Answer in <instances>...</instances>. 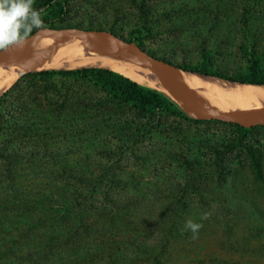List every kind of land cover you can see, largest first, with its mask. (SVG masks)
Wrapping results in <instances>:
<instances>
[{
  "label": "rangeland",
  "instance_id": "374dc122",
  "mask_svg": "<svg viewBox=\"0 0 264 264\" xmlns=\"http://www.w3.org/2000/svg\"><path fill=\"white\" fill-rule=\"evenodd\" d=\"M49 11L42 9V20ZM47 28L109 33L155 60L182 69L208 67L232 75L245 70L254 57L264 65V0H66L59 19L43 20L42 27L29 36ZM64 36L28 44L36 48L26 60L39 64L48 60L46 54L61 53ZM19 49L0 62V71L26 57L25 45ZM86 56L65 51L56 59L70 64ZM82 68L96 67L21 69L0 96L26 73ZM156 77L162 89L157 92L174 103L183 118L118 107L100 86L84 79L27 78L5 100V105L24 101L25 116H0V165L5 153L17 152L26 159L10 164L21 171L22 180L31 173L30 177L38 176L45 168L67 167L139 184L140 203L122 214L115 230L127 229L126 251L133 241L149 240L162 248L160 257L168 264H264V124L243 126L190 116L192 110L176 91L175 78L158 72ZM187 79L212 114L235 117L242 109L264 111V88H260L264 86L192 73ZM236 125L248 132L243 134ZM19 126L26 132L43 129L50 135L39 143L23 140V132L12 133ZM5 127L13 131L1 130ZM127 128L134 131L133 136L125 134ZM239 139L260 151L259 179ZM181 158L196 159L199 192L169 194L172 190H165L187 180L190 172L181 165ZM155 184L165 192H155ZM129 188L130 183L121 192ZM189 219L202 225L196 238L185 229Z\"/></svg>",
  "mask_w": 264,
  "mask_h": 264
},
{
  "label": "trees",
  "instance_id": "16d2710c",
  "mask_svg": "<svg viewBox=\"0 0 264 264\" xmlns=\"http://www.w3.org/2000/svg\"><path fill=\"white\" fill-rule=\"evenodd\" d=\"M33 7L38 10L50 8L43 19L48 22L51 16L60 18L66 0H36ZM184 69L227 82L264 86V65L256 57L251 58L245 70L232 75L212 71L208 67ZM55 76L76 77L92 82L107 92L111 103L121 108L183 118L177 106L161 93L103 68L26 73L0 96V104H3L0 116L3 113L25 116L28 107L24 101L5 105L6 98L22 81L29 77L49 80ZM214 122L222 123L218 120ZM236 127L243 134L248 132L247 129ZM1 130L13 131L11 127ZM49 130L52 132L55 129L52 127ZM43 131L28 129L26 132L19 126L17 132L14 130L12 133L23 132V140L39 143L50 135L48 133L47 136ZM133 132L130 128L125 130V134L130 136L134 135ZM238 145L243 147L253 175L259 179L262 166L260 151L249 149L241 139ZM2 159L5 164L0 165V264H168L160 257L162 248L153 241H133L131 249L126 251L127 243L123 242V238L129 237L127 229L115 232L116 225L121 224L122 214L140 203L136 193L139 184L129 182L128 192L123 193L121 191L129 184L124 179L108 177L103 173L94 176L87 170L67 167L45 168L38 176L30 177L31 173L29 178L22 180L21 171L10 163L26 157L17 152H7ZM194 160L180 159L181 165L190 173L184 183L165 186L166 191L172 190L169 194L201 190V183L194 176L198 166ZM128 178L131 180L133 177ZM155 188V192L160 189L165 192L159 185L155 184ZM145 190L150 194L155 193L152 188Z\"/></svg>",
  "mask_w": 264,
  "mask_h": 264
},
{
  "label": "bare ground",
  "instance_id": "6f19581e",
  "mask_svg": "<svg viewBox=\"0 0 264 264\" xmlns=\"http://www.w3.org/2000/svg\"><path fill=\"white\" fill-rule=\"evenodd\" d=\"M20 48H22V47H20ZM35 48H36V46H34V45L33 46L32 45H25L26 57L25 58L24 57L19 58V59L13 61L10 65H8L7 67H5L4 69H2L0 71V93L7 86V84L11 80V78L21 69L28 68L31 70H37V69L60 68V67L61 68L96 67V68L109 69L111 71L117 72V73L137 82L138 84H140L142 86L154 89L156 91L162 90L161 85L158 82L159 79L156 80L157 79V77H156L157 72H156V68L154 65L147 63V62L142 63V62H139V61L132 59L131 57H129L127 55V53H125L121 49L120 46H118L117 44H114L113 42L98 43L96 45L91 44V43H79L77 41L70 40V38L67 35H65L64 38L62 39V46H61V49L62 48H65V49L62 50L61 53L56 51V53L53 52V53L49 54L47 52L48 54H46V55L47 56L49 55V56H48V58L46 57V59H48V60H46L43 63H39V64L31 62L32 63L31 64L30 62H28L26 60V58L31 54V52L33 50H35ZM65 51H68L69 53H73V56H74V54H76V52H78L79 54H82V55L88 54V56L83 57L79 60L76 59V61H73V63L65 64L66 62L62 63L61 61L56 59L58 56L60 58V56L64 55ZM42 52H43V50H42ZM22 53H24V52H22ZM43 53H45V52H43ZM90 53L91 54L92 53H94V54L100 53V55L90 56L91 55ZM38 55L40 58H43L41 56V53H39ZM18 56H20V55L18 54ZM24 56H25V54H24ZM8 57L9 56L5 57L4 60L7 59ZM124 63L127 64L128 66L127 67L123 66ZM191 78H192V76H191ZM260 88H264V87H260ZM162 92H165V91H162ZM165 93H167V92H165Z\"/></svg>",
  "mask_w": 264,
  "mask_h": 264
},
{
  "label": "water",
  "instance_id": "95a60500",
  "mask_svg": "<svg viewBox=\"0 0 264 264\" xmlns=\"http://www.w3.org/2000/svg\"><path fill=\"white\" fill-rule=\"evenodd\" d=\"M60 35H67L72 41L79 42H92L93 44L104 43V42H114L121 49L127 53L129 57L139 62H147L155 66L156 72H159L164 75L173 76L175 78L177 86L176 91L182 95V97L187 101L189 107L192 110L193 115L196 118H202L207 120H218L225 123H234L239 125H249L251 123L264 124V111L263 110H249L242 109L237 112L235 117H221L215 114H212L209 106L199 100L196 96V93L193 87L189 84L187 79V74L193 72H188L185 69L175 67L173 65L155 60L153 57L145 54L141 50H136L124 39L117 37L109 33L94 32V31H85L80 29H43L39 30L36 33L32 34L27 38L23 45H28L40 40H52ZM22 45V46H23ZM22 46H12L7 50L0 51V62L7 56H10L16 50ZM123 66H128L123 64ZM130 69V68H129ZM201 75V74H200ZM208 77L206 75H202ZM219 79V78H218ZM222 80V79H220ZM225 81V80H224ZM233 83V82H231ZM239 84V83H236ZM245 85V84H240ZM191 113V114H192Z\"/></svg>",
  "mask_w": 264,
  "mask_h": 264
},
{
  "label": "clouds",
  "instance_id": "9594fccd",
  "mask_svg": "<svg viewBox=\"0 0 264 264\" xmlns=\"http://www.w3.org/2000/svg\"><path fill=\"white\" fill-rule=\"evenodd\" d=\"M34 0H0V51L12 46H22L33 29L43 25L41 11L33 7ZM203 218H207V213ZM202 227L189 219L185 229L193 233V238Z\"/></svg>",
  "mask_w": 264,
  "mask_h": 264
},
{
  "label": "crops",
  "instance_id": "0c3cea01",
  "mask_svg": "<svg viewBox=\"0 0 264 264\" xmlns=\"http://www.w3.org/2000/svg\"><path fill=\"white\" fill-rule=\"evenodd\" d=\"M109 70V69H108Z\"/></svg>",
  "mask_w": 264,
  "mask_h": 264
}]
</instances>
